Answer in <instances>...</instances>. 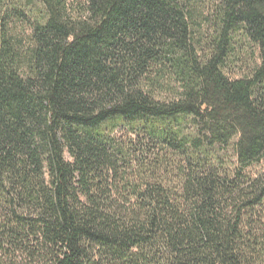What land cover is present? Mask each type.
Instances as JSON below:
<instances>
[{"label": "trees", "instance_id": "trees-1", "mask_svg": "<svg viewBox=\"0 0 264 264\" xmlns=\"http://www.w3.org/2000/svg\"><path fill=\"white\" fill-rule=\"evenodd\" d=\"M40 3L0 0V264H264V0Z\"/></svg>", "mask_w": 264, "mask_h": 264}, {"label": "rangeland", "instance_id": "rangeland-1", "mask_svg": "<svg viewBox=\"0 0 264 264\" xmlns=\"http://www.w3.org/2000/svg\"><path fill=\"white\" fill-rule=\"evenodd\" d=\"M20 2V4L22 3V5H25L27 8L32 7L33 9L39 8L41 7V3L40 0H17ZM232 152L227 154V158L230 157V159H232V161H235L233 156H232ZM264 170V162L257 164L255 166H253L252 168L249 169V172H251L253 175H257L258 173L262 172Z\"/></svg>", "mask_w": 264, "mask_h": 264}]
</instances>
